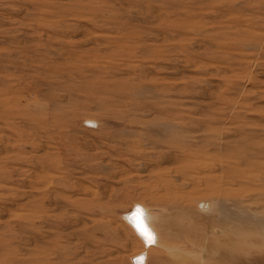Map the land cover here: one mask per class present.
<instances>
[{
    "label": "rangeland",
    "instance_id": "1",
    "mask_svg": "<svg viewBox=\"0 0 264 264\" xmlns=\"http://www.w3.org/2000/svg\"><path fill=\"white\" fill-rule=\"evenodd\" d=\"M139 257L264 264V0H0V264Z\"/></svg>",
    "mask_w": 264,
    "mask_h": 264
},
{
    "label": "bare ground",
    "instance_id": "2",
    "mask_svg": "<svg viewBox=\"0 0 264 264\" xmlns=\"http://www.w3.org/2000/svg\"><path fill=\"white\" fill-rule=\"evenodd\" d=\"M198 204V203H197ZM215 204H216V202H215ZM212 204H210V206H211ZM214 205V204H213ZM212 205V206H213ZM218 205V204H217ZM220 205V204H219ZM137 206H140V207H142V209L144 210V214H145V219H146V222H147V224H148V226L153 230V232L155 233V242L154 243H146L145 242V240H144V238L137 232V230H136V232H137V234L140 236V238L144 241V243H145V245L147 246V247H149V246H151V245H154V246H158V244H159V234H158V232L156 231V229L153 227V223H152V221H151V217L149 216V214H148V212H147V210L145 209V207H143L141 204H137L136 205V207ZM201 206V204H199L198 205V209H199V207ZM136 207H135V209H136ZM135 209L133 210V212L135 211ZM212 209H213V207H212ZM223 209H224V207H223ZM183 210V209H182ZM181 210V211H182ZM205 210V209H204ZM220 210V209H219ZM222 210V209H221ZM226 210H224V212H225ZM133 212H131L129 215H128V217H127V220H128V222L133 226V224L130 222V220H129V217L132 215V213ZM223 212V213H224ZM230 212V211H229ZM228 212V213H229ZM172 213V212H171ZM226 214H227V212H226ZM228 215V214H227ZM231 215V214H230ZM236 215V214H235ZM232 216V215H231ZM217 217V216H216ZM224 217V216H223ZM215 218V217H214ZM225 218H226V216H225ZM222 219V220H226V219ZM229 218H230V216H229ZM220 219V218H219ZM234 219V218H233ZM159 220V219H158ZM158 220L156 219V221L158 222ZM237 220V219H236ZM229 222H231V221H229ZM232 222H233V220H232ZM134 227V226H133ZM233 231V230H232ZM166 233V232H165ZM187 236V235H186ZM185 236V237H186ZM172 238V237H171ZM208 239H210V238H208ZM215 240H217V239H215ZM214 243L213 241H210V243ZM216 242V241H215ZM163 243V242H162ZM206 243V242H205ZM161 244V243H160ZM193 244V243H192ZM217 244V243H216ZM208 246L209 245H211V244H207ZM195 246V245H194ZM200 246H201V244H200ZM213 246H215V244L213 245ZM159 247H161V246H159ZM210 247V246H209ZM219 247V246H218ZM221 247V246H220ZM201 248V247H200ZM207 248V247H206ZM212 249H214L213 247H211ZM217 248V247H216ZM180 249V248H179ZM169 250H171L170 248H169ZM202 250V249H201ZM206 250V249H205ZM168 251V250H167ZM177 251V249H173V250H171V252L172 253H174V252H176ZM208 251V250H207ZM212 251V250H211ZM182 252V251H181ZM144 254V253H143ZM182 254V253H181ZM184 254H185V252H184ZM210 254V252L208 251L207 252V255H209ZM176 255H177V253H176ZM189 255V254H188ZM216 254H214V256H215ZM146 256V255H145ZM175 256V255H174ZM173 256V257H174ZM210 256V255H209ZM212 256V255H211ZM231 256V255H230ZM207 257V256H206ZM175 258H177V257H175ZM178 259V258H177ZM195 259H197V258H195ZM208 259V258H207ZM143 260H145V258L144 257H139L138 259H137V261H136V264H144V263H146V262H143Z\"/></svg>",
    "mask_w": 264,
    "mask_h": 264
},
{
    "label": "snow or ice",
    "instance_id": "3",
    "mask_svg": "<svg viewBox=\"0 0 264 264\" xmlns=\"http://www.w3.org/2000/svg\"><path fill=\"white\" fill-rule=\"evenodd\" d=\"M129 220L133 224L137 232L144 238L146 243L155 242V233L148 226L142 207L137 206L135 211L129 217Z\"/></svg>",
    "mask_w": 264,
    "mask_h": 264
}]
</instances>
